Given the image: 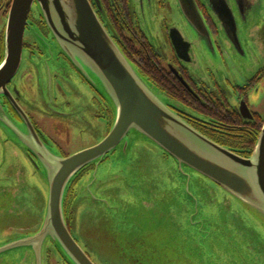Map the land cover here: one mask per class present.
Listing matches in <instances>:
<instances>
[{"label":"flooded vegetation","instance_id":"1","mask_svg":"<svg viewBox=\"0 0 264 264\" xmlns=\"http://www.w3.org/2000/svg\"><path fill=\"white\" fill-rule=\"evenodd\" d=\"M89 1L168 108L210 141L252 156L264 124V0H193L201 23L184 14L179 0ZM13 3L0 0V64ZM30 10L20 66L0 89V264H71L51 241L42 257V245L13 244L36 237L47 213L49 191L29 145L32 132L50 153L66 158L105 140L115 113L59 50L37 1ZM85 139L91 145L76 150ZM120 145L80 171L65 199L67 228L94 264L93 240L103 264L142 263L144 250L151 264H264V249H253L242 236L244 224L226 208H200L193 197L178 202L172 155L143 139L128 149L129 136ZM95 172L101 180L89 192Z\"/></svg>","mask_w":264,"mask_h":264},{"label":"water","instance_id":"2","mask_svg":"<svg viewBox=\"0 0 264 264\" xmlns=\"http://www.w3.org/2000/svg\"><path fill=\"white\" fill-rule=\"evenodd\" d=\"M36 1L59 50L80 72L84 67L89 72L87 80L115 113V125L95 147L66 158L50 153L32 132L35 144L29 145L38 156L39 170L49 191L47 213L38 235L16 240L14 246L29 245L37 250L42 245L39 252L42 257L45 243L51 241L68 263L94 264L67 228L65 199L76 175L87 165L103 161L128 136V149L134 139L156 144L182 168L186 166L219 184L264 224V124L252 156L246 159L207 139L168 108L166 100L111 38L89 0H14L6 25V57L0 64V89L18 71L26 20ZM179 1L184 14L196 16L201 23L193 0ZM126 147L123 151L128 150ZM98 182L95 178L89 184Z\"/></svg>","mask_w":264,"mask_h":264},{"label":"rangeland","instance_id":"3","mask_svg":"<svg viewBox=\"0 0 264 264\" xmlns=\"http://www.w3.org/2000/svg\"><path fill=\"white\" fill-rule=\"evenodd\" d=\"M76 69L78 72H80L77 67ZM81 70H82V72H80L81 75H83L85 80L88 82L87 75L89 72H87L85 67L82 68ZM83 72L85 75L83 74ZM89 77H91L92 80L93 79L95 80L94 76L92 77L91 74H89ZM102 134H104L102 131H98L96 133V135H98L99 137H101ZM89 145H91V139H85L84 142L77 141L75 144V147H76V150H82L88 147ZM162 167L165 170L166 165L164 164L163 161H162ZM183 174L186 175V177ZM174 175H175L177 183L181 186V191H180L181 195H178V202L181 201L184 197H193L194 199L196 198L197 205L200 208L205 207L206 205L216 206L220 204L221 206L226 208L227 215L229 218L233 220L240 219V221L244 224L245 231L242 232L243 233L242 236H244V238H249V240L251 239L254 242L253 249H261V248L264 249V224L261 225V222H259V220L254 216V214H252L250 210H248L246 206L241 204V202L238 199H236L232 194L225 191L217 183H214L205 178L202 179L201 177H198L196 175L193 176L191 171L187 170L186 168L185 170H182V167L179 164H178V167H176V164L174 165ZM99 176H100V172L93 173V175L90 177L91 178L90 182L92 181V179L94 181L95 178H97V181L98 180L100 181L101 179L99 178ZM164 186H165V191L167 193L169 191V186H168V180L166 176L164 177ZM92 187L95 188V184L92 185ZM92 187L91 185H89L87 187V190L89 192H93L94 189ZM125 213L129 214L128 210L125 211ZM126 221L127 223L129 222L128 220ZM255 221H257L261 225V227L258 228V225L256 224ZM73 234L84 247L86 245L88 246L90 245L91 242H89L86 238H83L82 236L78 237L77 235L78 233L76 231H73ZM93 242H95L94 243L95 250L93 249L91 251L92 257L95 263L103 264V263H100V260H99V255H100L99 243L100 242H97L94 240ZM157 242H155L154 244H157ZM237 247L243 250V246L237 245ZM144 251L145 252L143 254L139 255V259H138L139 261L143 260V262L137 263V264H151L149 262L151 259L150 251H147V250H144ZM27 264H32V261L27 262Z\"/></svg>","mask_w":264,"mask_h":264},{"label":"trees","instance_id":"4","mask_svg":"<svg viewBox=\"0 0 264 264\" xmlns=\"http://www.w3.org/2000/svg\"><path fill=\"white\" fill-rule=\"evenodd\" d=\"M125 54H126V56H127V53L125 52V51H123Z\"/></svg>","mask_w":264,"mask_h":264}]
</instances>
